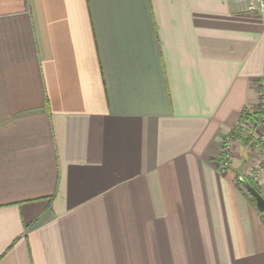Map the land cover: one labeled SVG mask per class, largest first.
Wrapping results in <instances>:
<instances>
[{"label": "crops", "instance_id": "0c3cea01", "mask_svg": "<svg viewBox=\"0 0 264 264\" xmlns=\"http://www.w3.org/2000/svg\"><path fill=\"white\" fill-rule=\"evenodd\" d=\"M261 86L236 0H0V264H264Z\"/></svg>", "mask_w": 264, "mask_h": 264}, {"label": "built area", "instance_id": "2783aa9c", "mask_svg": "<svg viewBox=\"0 0 264 264\" xmlns=\"http://www.w3.org/2000/svg\"><path fill=\"white\" fill-rule=\"evenodd\" d=\"M239 3L245 5V9L250 13H263L264 12V0H236ZM249 109V108H248ZM250 110V109H249ZM259 112L261 114V118H258V123L261 125V133L256 139V143H258L259 157L261 161L256 167L264 168V86L260 87L259 92V104L256 111L254 113ZM246 114V113H244ZM261 121V122H260ZM231 147L230 141L228 138H224L222 141V156L219 159V167L221 170L226 169L230 165L231 161Z\"/></svg>", "mask_w": 264, "mask_h": 264}, {"label": "rangeland", "instance_id": "374dc122", "mask_svg": "<svg viewBox=\"0 0 264 264\" xmlns=\"http://www.w3.org/2000/svg\"><path fill=\"white\" fill-rule=\"evenodd\" d=\"M243 113L246 114H244L242 120L239 123H237V125L235 126V130L242 133L243 137L241 138L246 140L247 138L249 139V137H251L252 139V134L255 131L256 125L259 124L258 118H261V114L258 111L254 113L252 110H249L248 108H246ZM226 138H228V140L230 141V147H231L230 153L232 155L233 140L231 139V137H226ZM257 150H258V143L255 142L254 144L251 145L249 149L251 153L247 155L248 161L247 160L245 161L247 164V169L245 168V172L243 175L244 177L252 180L254 185L255 182L259 179L260 173L262 172L261 167H256V165H258L261 161L259 155L257 156L254 155L256 152H259ZM238 183L241 185V182L238 181Z\"/></svg>", "mask_w": 264, "mask_h": 264}, {"label": "water", "instance_id": "95a60500", "mask_svg": "<svg viewBox=\"0 0 264 264\" xmlns=\"http://www.w3.org/2000/svg\"><path fill=\"white\" fill-rule=\"evenodd\" d=\"M245 186L247 187L248 191L250 193H252L255 202H256V206L257 209L259 211H263L264 210V200L262 199V197L259 195V193L257 191H255L252 187L249 186V183L246 179H243Z\"/></svg>", "mask_w": 264, "mask_h": 264}, {"label": "trees", "instance_id": "16d2710c", "mask_svg": "<svg viewBox=\"0 0 264 264\" xmlns=\"http://www.w3.org/2000/svg\"><path fill=\"white\" fill-rule=\"evenodd\" d=\"M250 140H251V137H249V139L247 138L246 140L244 139L243 142H244L245 145H247V144L250 142ZM244 179H246V180L248 181L250 187H252L255 191H257V188L255 187V185H254V183L252 182V180H250V179H248V178H246V177H244ZM238 181L242 183V180L239 179ZM245 187H246V186H245ZM246 189H247V187H246ZM248 193H249V195H250V201H251L253 204H255V199H254L252 193H250V192H248Z\"/></svg>", "mask_w": 264, "mask_h": 264}]
</instances>
